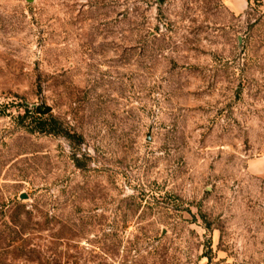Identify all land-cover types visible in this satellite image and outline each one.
Masks as SVG:
<instances>
[{
  "label": "rangeland",
  "instance_id": "obj_1",
  "mask_svg": "<svg viewBox=\"0 0 264 264\" xmlns=\"http://www.w3.org/2000/svg\"><path fill=\"white\" fill-rule=\"evenodd\" d=\"M249 2L0 0V264H264Z\"/></svg>",
  "mask_w": 264,
  "mask_h": 264
},
{
  "label": "crops",
  "instance_id": "obj_2",
  "mask_svg": "<svg viewBox=\"0 0 264 264\" xmlns=\"http://www.w3.org/2000/svg\"><path fill=\"white\" fill-rule=\"evenodd\" d=\"M221 1L231 13L237 15L245 14V12H247L250 6L249 0H221Z\"/></svg>",
  "mask_w": 264,
  "mask_h": 264
},
{
  "label": "trees",
  "instance_id": "obj_3",
  "mask_svg": "<svg viewBox=\"0 0 264 264\" xmlns=\"http://www.w3.org/2000/svg\"><path fill=\"white\" fill-rule=\"evenodd\" d=\"M28 113H30V112H28ZM38 113V111L36 112V114ZM39 114V113H38ZM50 124H46V122L43 124V125H41V126H39L38 127V129H39V132H41V133H46V134H56L57 132V130H55L54 128H49V127H47V126H49ZM51 127H52V125H51Z\"/></svg>",
  "mask_w": 264,
  "mask_h": 264
},
{
  "label": "water",
  "instance_id": "obj_4",
  "mask_svg": "<svg viewBox=\"0 0 264 264\" xmlns=\"http://www.w3.org/2000/svg\"><path fill=\"white\" fill-rule=\"evenodd\" d=\"M50 112H51V108H49V107H45V110L44 111H41V110L38 109V113L39 114H42V115H47Z\"/></svg>",
  "mask_w": 264,
  "mask_h": 264
}]
</instances>
